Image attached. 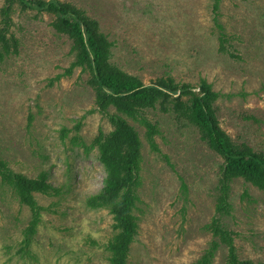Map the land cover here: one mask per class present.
<instances>
[{"label":"rangeland","instance_id":"rangeland-1","mask_svg":"<svg viewBox=\"0 0 264 264\" xmlns=\"http://www.w3.org/2000/svg\"><path fill=\"white\" fill-rule=\"evenodd\" d=\"M63 1L99 22L113 43L111 62L145 84L171 78L198 90L201 81L209 83L219 93L221 128L234 142L264 152V0ZM12 17L19 46L0 59V156L27 177L45 173L59 192L36 193L41 219L22 257L17 249L31 213L0 178V264H108L112 217L85 199L105 176L92 141L112 125L95 108L88 75L79 67L66 71L72 43L53 28L52 16L16 7ZM146 115L158 127L156 148L145 125L126 117L141 139L137 233L128 262L195 264L212 239L207 226L223 160L171 111L150 108ZM263 195L234 178L231 212L223 217L235 232L239 259L253 264H264ZM226 253L220 246L212 264H226Z\"/></svg>","mask_w":264,"mask_h":264},{"label":"trees","instance_id":"trees-1","mask_svg":"<svg viewBox=\"0 0 264 264\" xmlns=\"http://www.w3.org/2000/svg\"><path fill=\"white\" fill-rule=\"evenodd\" d=\"M16 7L21 11L52 16L53 28L72 43L74 60L66 71L70 73L79 67L88 75L86 82L94 92L95 108L112 125L108 133L99 131L92 141L105 176L100 190L85 199L87 206L106 209L112 217V236L104 244L108 264H129L130 246L137 233L133 209L137 200L141 139L126 117L145 125L147 138L156 148L153 136L158 127L147 118L146 110L150 108L171 111L176 120L193 125L200 140L223 160L216 187L215 215L207 226L212 239L195 264H212L216 251L222 245L226 247V264H253L239 259L234 243L235 232L227 228L223 217L231 212L230 183L234 178H242L264 192V152L256 151L246 143L234 142L221 128L214 108L219 93L204 80L197 85L198 90L191 84H179L171 78L145 84L138 76L111 62L113 43L101 31L99 22L82 8L63 0H2L0 59L18 50L19 40L11 31ZM220 37L223 40L222 32ZM0 178L13 188L19 203L31 213L17 249L23 257L29 253L41 219L43 207L38 203L36 193H58L59 188L48 183L43 172L36 177H27L13 170L1 156Z\"/></svg>","mask_w":264,"mask_h":264}]
</instances>
